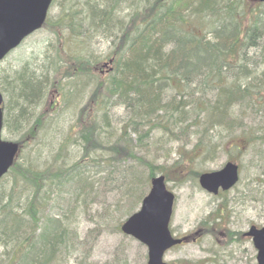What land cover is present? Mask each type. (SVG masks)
Instances as JSON below:
<instances>
[{
    "label": "trees",
    "instance_id": "trees-1",
    "mask_svg": "<svg viewBox=\"0 0 264 264\" xmlns=\"http://www.w3.org/2000/svg\"><path fill=\"white\" fill-rule=\"evenodd\" d=\"M252 2L53 0L50 9L58 11L48 13L44 24L56 39L53 56L46 54L39 75L24 64L0 81L7 105L3 129L11 107L22 151L50 124L46 110L33 115L39 105L48 107L54 92L72 101L77 89L85 93L81 84L93 83L73 133L60 138V151L75 146L80 157L68 164L67 155L57 153L42 165L40 152L60 137L51 133L32 162H20V153L2 177L0 264H57L60 256L68 259L77 252V264H86L99 233L95 228L120 230L148 191L150 178L167 177L163 165L143 155L155 129L177 140L188 133L174 129L186 125L195 137L193 147H202V160L218 157L230 144L235 154L251 148L258 163L264 162V3L255 8ZM101 42L106 51L90 55L89 47ZM105 63L111 69L100 74L98 67ZM183 100L178 117L162 105ZM115 108H122L125 118L114 129L115 139L105 144L104 129ZM239 136L246 139L244 148L232 144ZM114 189L119 197L104 200L101 212L93 210ZM54 193L58 210L50 212ZM261 194L256 193L257 202ZM82 213L95 228L79 237L72 224ZM120 252L121 260L109 264H128Z\"/></svg>",
    "mask_w": 264,
    "mask_h": 264
},
{
    "label": "rangeland",
    "instance_id": "rangeland-1",
    "mask_svg": "<svg viewBox=\"0 0 264 264\" xmlns=\"http://www.w3.org/2000/svg\"><path fill=\"white\" fill-rule=\"evenodd\" d=\"M258 3L252 2L253 7H258ZM57 11V8H52L49 11V15L56 14ZM55 43V36L50 31L49 26H43L30 34L0 62V81H4L5 77H12L24 64L29 66V71H35L36 75H39L44 69L46 54L49 52L53 56V51L51 50ZM98 47L100 52H105L107 44L101 42ZM98 70L103 72L104 68L100 65ZM100 74L102 73L100 72ZM76 86H79V84H76ZM86 86L87 88L84 87L85 95L78 102L79 105L75 111L70 108L72 101H66L62 97L59 98L56 92L47 98L46 102L50 103L48 107H45L47 103H42L36 108L33 115L37 114L41 109L46 110L48 113L46 118H50V124L44 125L36 140L29 142L22 149L21 157L19 158L20 162H32V157L37 156L39 152L37 150L46 142L51 133H57L60 137L50 142L47 146L50 150L46 149L40 152L38 160L42 165L52 162L54 159L52 157L57 153L61 157L67 155L65 160L68 164L80 157V151L75 146L69 150L60 151L59 144L63 137L74 131L73 121L76 118L77 111L87 100L94 85L90 83ZM0 92L4 98L5 113L7 106L6 96L2 91ZM10 110L7 115L8 127H4L2 138L8 141H15L18 134L12 130L15 126V121H13ZM111 116L110 125H113L114 129H119L121 121L125 118V111L122 108H115L112 110ZM261 120L262 116L258 114V121ZM107 131L108 126L105 127L103 134ZM131 136L135 138V135L131 134ZM169 136V134L166 136L163 131L155 129L148 143V151L143 154L153 162L156 160L155 164L163 165V171L167 176V187L175 194L170 223L171 231L176 236L187 235L188 239L186 243L168 250L164 255V260L167 262H178L179 264H256L255 250L252 243L240 235H237L238 237L233 240V233L229 235L227 231L228 229L245 230L249 223L257 226L264 225V196L262 194L259 195V199L262 202H257L255 199L256 193L264 192V182H262L264 179V162L258 163L257 158L253 157L254 153L251 148L242 154H235L231 151L230 144H228L225 151L218 154V157L212 160H202L200 154L202 147H193L195 137L191 132L186 134L183 139L178 138L176 140L171 136L169 138ZM232 144L244 148L246 139L239 136L232 141ZM50 151L52 152L50 153ZM168 151V155L164 158L163 155ZM227 160L240 162L241 184H238L223 196L217 197L216 195L214 197L207 194L199 186L196 172L217 170ZM94 171V169H91L89 173L93 174ZM240 191H243L242 194ZM55 195L54 193L55 200L51 202L50 212L58 210V198ZM118 197L119 193L116 189L110 191L105 199L93 205V210L98 209V212H101L104 200L113 202ZM224 200L230 208L225 211L223 218H219V213L215 210L217 206H222ZM242 200L243 202H241ZM62 206L60 207L62 208ZM76 218L79 221L73 223L72 226H76L79 237H83L90 228H95V224L88 220L84 213L78 214ZM109 228H111V225L104 226L102 224L99 225V229L95 228L99 233L86 264L116 262L118 258L121 260L123 254L120 251L122 250H124L128 264H146L147 250L145 246L137 240L124 235L120 230ZM193 238H196V241ZM227 238H229V241L225 243ZM78 260H80V256L77 252L69 255L68 259L60 256L57 264H77Z\"/></svg>",
    "mask_w": 264,
    "mask_h": 264
},
{
    "label": "water",
    "instance_id": "water-1",
    "mask_svg": "<svg viewBox=\"0 0 264 264\" xmlns=\"http://www.w3.org/2000/svg\"><path fill=\"white\" fill-rule=\"evenodd\" d=\"M264 3V0H256ZM52 0H0V60L22 40L42 27ZM3 102L0 94V179L13 165L19 144L2 140ZM239 179L238 165L226 162L220 169L199 175L200 186L216 195L228 190ZM174 194L169 191L162 174L151 178V186L139 209L129 215L121 225V231L144 244L147 248L146 264H175L163 260L166 250L182 242L172 236L169 223ZM252 238L257 250V264H264V226L251 225L245 233Z\"/></svg>",
    "mask_w": 264,
    "mask_h": 264
},
{
    "label": "bare ground",
    "instance_id": "bare-ground-1",
    "mask_svg": "<svg viewBox=\"0 0 264 264\" xmlns=\"http://www.w3.org/2000/svg\"><path fill=\"white\" fill-rule=\"evenodd\" d=\"M88 51L90 52V55H92V56L98 55L100 53V49H99V47L96 44H92L89 47ZM101 66H102V68H104V71L102 72V71H99L98 70V72H101L102 74H106L107 71L111 69V68L108 69L107 66L104 65V64H102ZM78 84L80 85V82ZM81 85L83 87L87 88L86 84H81ZM260 90H264V85H262L260 87ZM84 95H85V93L81 89H77L76 90V92L73 94L72 105L70 106V108L72 110L75 111V109H77V107L79 105L78 102H80L82 100V98H83ZM162 105H165L167 110H171V108H172L173 109V112L175 113L174 115L176 117H178V115L181 114V112L185 108V102H184V100H183V102L178 101V102H175L173 104L163 103ZM228 116H229V114H224L223 115V118H227ZM209 118H211V119H217V117L215 115H210ZM108 123H109V125H108V131L105 134H103V142L105 144H109V142L112 141V140H114L115 139V136H116V133L114 132V126L113 125H110L111 122H108ZM185 127H186V125H185ZM185 127L184 126H181L179 128H176V129H174V132L175 131H179L181 133H190V131H191L190 128H187V127L185 128ZM217 131H220V129H217ZM168 133H170V132H168Z\"/></svg>",
    "mask_w": 264,
    "mask_h": 264
},
{
    "label": "flooded vegetation",
    "instance_id": "flooded-vegetation-1",
    "mask_svg": "<svg viewBox=\"0 0 264 264\" xmlns=\"http://www.w3.org/2000/svg\"><path fill=\"white\" fill-rule=\"evenodd\" d=\"M241 181L242 180H240V181H238V184H241ZM237 184V185H238ZM205 192H207L206 190H204ZM226 193H228V191L227 192H223V191H221V190H219L218 191V193L216 194L217 195V197L218 196H220V195H224V194H226ZM207 194H209V195H212V196H214V197H216V195H213V194H211V193H209V192H207ZM227 201V200H226ZM243 201V200H242ZM230 207H229V205H228V203L227 202H225V200L222 202V206L221 207H216V210L215 211H218V216H219V218H223V215H224V213H225V211L227 210V209H229ZM229 215H230V212H229ZM251 225H253V223H249V225H248V227L245 229V230H241V229H233V230H231V229H228V234L229 233H233V240H235V238L236 237H238L239 235L240 236H242V238H247L248 240H249V242H251L252 243V245H253V242H252V239H251V237H249V236H247L245 233H246V231L249 229V227L251 226ZM174 235V234H173ZM238 235V236H237ZM175 237H177V238H181L182 239V243L180 244V245H182V244H184V243H186L187 241H188V239H187V235H182V236H176V235H174ZM193 240H195L196 241V238H193ZM229 241V238H227L226 240H225V243H227ZM232 243V242H231ZM180 245H178V246H180ZM175 247H177V246H175ZM253 248H254V250H255V260H256V249H255V247H254V245H253ZM177 264H179L178 262H176Z\"/></svg>",
    "mask_w": 264,
    "mask_h": 264
}]
</instances>
